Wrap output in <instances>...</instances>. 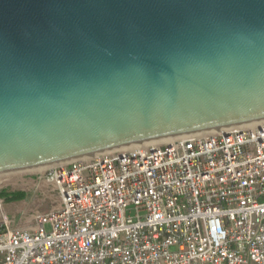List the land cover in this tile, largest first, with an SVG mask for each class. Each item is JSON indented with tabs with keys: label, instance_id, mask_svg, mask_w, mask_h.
I'll return each mask as SVG.
<instances>
[{
	"label": "water",
	"instance_id": "obj_1",
	"mask_svg": "<svg viewBox=\"0 0 264 264\" xmlns=\"http://www.w3.org/2000/svg\"><path fill=\"white\" fill-rule=\"evenodd\" d=\"M264 121V0H0V176Z\"/></svg>",
	"mask_w": 264,
	"mask_h": 264
},
{
	"label": "built area",
	"instance_id": "obj_2",
	"mask_svg": "<svg viewBox=\"0 0 264 264\" xmlns=\"http://www.w3.org/2000/svg\"><path fill=\"white\" fill-rule=\"evenodd\" d=\"M19 219L0 200V264H264V121L60 164ZM48 225V228H46Z\"/></svg>",
	"mask_w": 264,
	"mask_h": 264
},
{
	"label": "rangeland",
	"instance_id": "obj_3",
	"mask_svg": "<svg viewBox=\"0 0 264 264\" xmlns=\"http://www.w3.org/2000/svg\"><path fill=\"white\" fill-rule=\"evenodd\" d=\"M46 169L42 171L30 169L0 176V191L23 190L26 193L23 199L16 201H5L3 197H0L4 213L14 218V223H19L22 216L30 214L34 209L45 211L52 203H55L56 191L51 184L40 177Z\"/></svg>",
	"mask_w": 264,
	"mask_h": 264
},
{
	"label": "trees",
	"instance_id": "obj_4",
	"mask_svg": "<svg viewBox=\"0 0 264 264\" xmlns=\"http://www.w3.org/2000/svg\"><path fill=\"white\" fill-rule=\"evenodd\" d=\"M26 193L23 190L7 192L5 190L0 191V197H3L5 201H16L23 199Z\"/></svg>",
	"mask_w": 264,
	"mask_h": 264
},
{
	"label": "bare ground",
	"instance_id": "obj_5",
	"mask_svg": "<svg viewBox=\"0 0 264 264\" xmlns=\"http://www.w3.org/2000/svg\"><path fill=\"white\" fill-rule=\"evenodd\" d=\"M240 126V125H239ZM225 129V128H223ZM212 131H215V130H210V131H204V132H198V133H208V132H212ZM170 138H167V139H162V140H157V141H152L153 143L154 142H162V141H166V140H169ZM132 146H129V147H125V148H121V149H126V148H130ZM49 166H45V167H40V168H35V169H31V170H37V171H42L46 168H48Z\"/></svg>",
	"mask_w": 264,
	"mask_h": 264
}]
</instances>
